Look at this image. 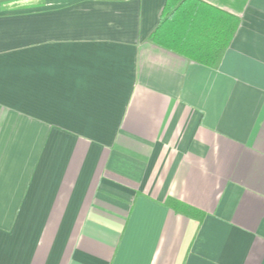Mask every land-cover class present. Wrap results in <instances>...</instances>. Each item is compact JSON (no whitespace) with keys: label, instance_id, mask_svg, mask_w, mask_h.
Segmentation results:
<instances>
[{"label":"crops","instance_id":"crops-1","mask_svg":"<svg viewBox=\"0 0 264 264\" xmlns=\"http://www.w3.org/2000/svg\"><path fill=\"white\" fill-rule=\"evenodd\" d=\"M168 1L0 0V264H264V0Z\"/></svg>","mask_w":264,"mask_h":264},{"label":"trees","instance_id":"trees-1","mask_svg":"<svg viewBox=\"0 0 264 264\" xmlns=\"http://www.w3.org/2000/svg\"><path fill=\"white\" fill-rule=\"evenodd\" d=\"M171 3L176 4L175 9L172 12H170L169 15L165 19H163L162 23H165L171 19L173 22H175L176 20L178 21L179 16L184 15L185 13H187L188 18H189V15H190L189 10L190 9L188 8V9H186V11L183 10V7L185 6V4H188L192 7L195 6L196 4H201V3L196 2V0H169L167 7H166V10H167L169 4H171ZM193 4H195V5H193ZM158 31L155 32L154 34H152V36H151L152 39H159ZM232 31H233V29H232ZM233 36H234V32H232L231 39L233 38ZM172 47H174V46L172 45ZM226 49H227V45H224V46H222L221 51L219 53L214 54V58L212 57V58H207V59H199L197 61L202 63V64L208 65L210 67L217 68L221 63L222 56H223L224 52L226 51ZM167 204L169 206H172L176 210H179L180 212L186 214L189 217H197L198 213L196 212V210H194V209L190 208L189 206H186V205H184V204H182V203H180L174 199H169Z\"/></svg>","mask_w":264,"mask_h":264}]
</instances>
